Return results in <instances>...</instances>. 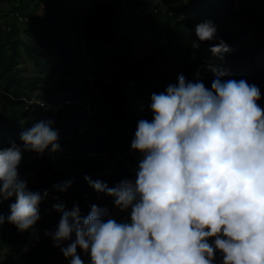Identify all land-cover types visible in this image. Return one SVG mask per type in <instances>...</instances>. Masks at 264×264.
Listing matches in <instances>:
<instances>
[{
	"label": "trees",
	"instance_id": "trees-1",
	"mask_svg": "<svg viewBox=\"0 0 264 264\" xmlns=\"http://www.w3.org/2000/svg\"><path fill=\"white\" fill-rule=\"evenodd\" d=\"M234 1L244 4L240 13L245 19L239 31L219 25L216 14L223 7L231 8ZM0 7H5L0 11V149L13 143L21 148L19 176L25 179L36 171L31 180L41 194L52 187L48 178L68 171L71 175L59 179L60 192L55 195L65 210L78 205L82 217L95 201L111 215L113 202L90 187L85 176L109 187L135 179L138 160L129 155V149L139 117L125 111L129 105L126 92L149 105L152 93L177 82V77L158 81V73L169 75L172 69L159 72L150 66L156 59L175 63L186 80H200L209 89L216 78L209 65L227 73L222 80L244 79L259 87L258 104L264 108V66L258 64L264 63V52L256 46L264 45V0H227L225 5L220 0H0ZM205 21L215 25L216 36L200 42L195 27ZM257 35L258 43L249 45L246 37L254 40ZM140 36L155 41L154 46H142V56L135 48ZM221 39L232 49L222 58L209 51ZM194 42L198 48L192 47ZM23 53L39 68L51 65L35 74L21 73L18 61ZM83 116L88 122L78 133L75 126ZM48 119L54 121L59 148L52 151L49 146L36 155L43 160L35 165L28 160L32 151L24 150L20 133ZM96 153H105L107 163L93 162ZM69 182L66 191H61ZM50 192L54 194L53 189ZM47 196L41 204L50 208L51 218L39 207L34 234L31 229L20 232L7 222L0 225V255L9 249L8 264L59 263L60 247L70 241L56 247L51 235L45 234L54 232L61 216L53 207L57 201L50 204ZM14 202V197L0 201V214L7 217ZM129 215L114 219L121 222ZM41 220H48L45 227L39 226ZM77 252L88 264V255ZM221 261L217 252L214 264Z\"/></svg>",
	"mask_w": 264,
	"mask_h": 264
},
{
	"label": "clouds",
	"instance_id": "clouds-1",
	"mask_svg": "<svg viewBox=\"0 0 264 264\" xmlns=\"http://www.w3.org/2000/svg\"><path fill=\"white\" fill-rule=\"evenodd\" d=\"M195 35L200 42L213 40L216 27L199 23ZM209 51L222 58L232 49L221 39ZM209 68L216 75L210 89L180 73L175 84L151 94V120H138L130 145L141 155L134 180L109 187L85 176L97 193L113 199L114 207L130 210L127 220L118 222L96 204L82 217L78 205L65 210L58 199L53 206L61 213L58 225L45 234L56 247L70 241L60 247L69 264H84L77 249L88 255V264H214L217 252L221 264H264L261 92L244 79L222 80L226 72ZM53 123L40 120L23 130L24 150L42 154L51 146L56 151ZM21 160L16 144L0 149V201L15 198L10 214H0V225L34 234L39 204L47 195L54 199L60 187L30 191L18 173Z\"/></svg>",
	"mask_w": 264,
	"mask_h": 264
},
{
	"label": "rangeland",
	"instance_id": "rangeland-1",
	"mask_svg": "<svg viewBox=\"0 0 264 264\" xmlns=\"http://www.w3.org/2000/svg\"><path fill=\"white\" fill-rule=\"evenodd\" d=\"M220 2L223 5H225L227 0H220ZM3 9H5V7H0V11L3 10ZM243 9H244V4L243 3L234 1V5H232L231 8L223 7L221 9L217 10L216 14H217V19H218L219 25H221L222 27H224V26L225 27H232V29L234 31H239L242 28L243 21L245 19V15L240 13V10H243ZM212 11H214V10H212ZM87 14H88V9L84 11L83 15L86 16ZM191 14H195V12H191ZM127 26L130 27L131 24H128ZM127 30H129V29H127ZM139 39H140V41L136 43L135 48H136L137 54L139 56H142V54H143L142 46L143 45H147V44L151 45V46H154L155 45V41H152L150 39L144 38L142 36H140ZM259 39H260V35L255 36L254 40H250L249 36L246 37V40L249 41V45L257 44ZM241 40H242V38H241ZM243 41H245V39ZM232 46H234V45H232ZM256 46L258 47L257 49H259L260 51L264 52V45L263 44H257ZM41 49L43 51V56L46 57L47 56L46 51L44 50V48H41ZM250 52L252 53L253 57H255V58L257 57L256 56V52H255V50L252 49V47H250ZM22 55H25V54L23 53ZM25 56H23L21 58V60L18 61V67L20 68V72L21 73H24V74H35V73L41 71L42 69H44V67H48L49 65H51V64H45V65H43L42 68H39V67L35 66L34 63L30 62L28 57L27 56L25 57ZM84 58L87 59L88 57L84 55ZM258 64H260L261 66H264V63L261 60L258 62ZM58 66H61L62 69H64V65H60L59 64ZM150 66L156 67L159 72H162L163 70L169 69V68L173 69L171 74H169V75L158 73L159 76H157V78H158V81L160 83H162L165 80L172 81L174 78H176L178 76L176 74H180L181 73V68H179V66L175 68V63L167 61L165 59H156L155 61H153L150 64ZM82 76H85V74H82ZM159 92H162V91H159ZM126 95H127L128 99H129L128 108L125 110L126 112L131 113V114L139 117V119L143 118L144 116H149V118H151L152 114H151V112L148 109L149 105H147L144 102V100H142V99H134L131 96V94L128 93V92H126ZM88 111H89V109H88ZM96 116L97 115H95V117ZM104 118H106V116H104ZM87 122H88L87 117L83 116V117H81L78 120V122L76 123L77 125L75 127H78V128L84 127L85 128L86 125H84V124H86ZM100 122H101V128L103 129L102 119L100 120ZM80 138H81V136L79 137V139ZM78 154L82 155L81 152L78 153ZM36 155H39V154H34L33 152H30V153L27 154L28 160L33 161L35 165H37L40 161L43 160L42 156H36ZM129 155L132 156L133 158L137 159L138 161L141 159L140 153L132 151L131 149H129ZM94 156H96L97 158L94 159L93 162H97V163L105 162V163H107V159H106V154L105 153H96V155H94ZM94 156H91V158H93ZM126 163L128 164L127 161H126ZM36 173L37 172L34 171L33 173H29V174L25 175V180L27 181V186H28V189L30 191L40 192V191L37 190V186L33 185V182L31 180L34 177V174H36ZM47 174L48 173H45V175H47ZM70 175L71 174L68 171H66V170L62 171L61 170V172L55 174L53 177L48 178V179H49V182L51 183L52 188H59L60 187V184L58 183L59 179L61 177H66V176H70ZM44 191H46V189H44ZM53 200L58 201V195H54V199L50 198L49 203L52 204ZM93 204H96V201ZM39 207L44 211V213L47 216V219H50V217H51L50 208H48L46 205L41 204V203L39 204ZM80 214H81V210H80ZM122 214H130V210H126L124 212H121L118 208L114 207L113 202H112L111 203V215L110 216L112 218H116V217H118L119 215H122ZM47 221L48 220H41L39 222V226L40 227H45L47 225L46 224ZM66 246L67 245L64 244L63 247H66ZM2 253L3 254L0 255V264H8L9 249L3 250ZM58 256H59V263L58 264H69V259L65 258L63 256L61 250L59 251Z\"/></svg>",
	"mask_w": 264,
	"mask_h": 264
}]
</instances>
